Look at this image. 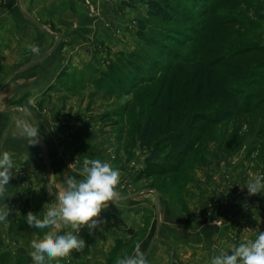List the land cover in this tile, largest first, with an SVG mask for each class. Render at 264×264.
Listing matches in <instances>:
<instances>
[{"label":"rangeland","instance_id":"374dc122","mask_svg":"<svg viewBox=\"0 0 264 264\" xmlns=\"http://www.w3.org/2000/svg\"><path fill=\"white\" fill-rule=\"evenodd\" d=\"M146 1L81 0L94 26L77 42L65 37L81 44L82 62L71 60L43 95L21 102L38 120H50L57 140L77 133L83 144L104 148L121 176L120 204L109 205L121 234L80 236L86 247L58 264H114L136 243L149 264H211L213 256L231 254V245L264 231V192L249 195L245 188L254 175H264V0H172L167 21L149 16ZM6 4L0 0V14ZM40 11L32 23L48 33L36 26L37 39L50 32L56 39L62 30L55 17ZM2 50L0 44V64ZM260 89L259 98L249 96ZM225 98L236 108L225 106ZM150 114L171 119L174 132L166 137L177 131L192 138L186 154L168 161L174 174L148 165L150 152L133 144L134 127ZM41 181L35 190L27 187L19 218L25 206L42 216L53 201ZM211 214L218 227L229 222V232L225 241L203 242L194 256L185 241L194 230L203 235ZM7 219L0 254L6 264H33L30 242L48 229L19 224L10 214Z\"/></svg>","mask_w":264,"mask_h":264},{"label":"crops","instance_id":"0c3cea01","mask_svg":"<svg viewBox=\"0 0 264 264\" xmlns=\"http://www.w3.org/2000/svg\"><path fill=\"white\" fill-rule=\"evenodd\" d=\"M5 1L7 4L1 8L4 13L0 14V44H3L0 64V153L9 151L15 166L12 169L13 177L9 181L5 197L0 198V209L7 210L9 208L13 212H9L11 219L15 221L19 219V212L23 208V194L26 193L27 187L35 190L42 186L41 179H44L48 195L52 200L59 186L63 184L65 176L79 178L77 171L84 158L109 161L108 152H105L104 148H101L100 151L95 149L92 144V146L83 144L84 142H80L81 138L77 133H75V137H64L57 140L50 120H38L32 107L29 104L21 103L24 99L33 100L35 97L43 95L65 65L71 66L69 63L71 60L73 65L82 62V58H80L82 52L79 49L81 44L66 38L68 34H71L74 40L75 38L80 40L85 29L94 26L92 20L87 19L84 15L81 0H27V3L26 0ZM11 3L16 4V7L15 5L13 7L16 8L13 13L7 12L11 9ZM98 3V6L103 8V4ZM105 6L110 12L113 9V5L108 3ZM41 9L42 13H47L44 15L45 17L47 16L49 19L55 17L57 28L62 30L61 33L55 32L56 39L54 40L51 36L52 32L48 36L37 39L36 26L42 31H45V27L32 22L38 14H41ZM10 21L13 22L12 27ZM10 29L13 30V33ZM77 40L75 41L77 42ZM28 45L35 46L37 51H30ZM63 48L68 50L69 54H66V50L61 52ZM57 52L59 53L57 54ZM21 122L39 128L38 144L29 145L28 139L20 135L18 124ZM111 205L112 207L116 206ZM112 207L102 211L100 219L104 223L94 229L91 234L87 228H83L78 235L90 236L93 239L94 236H100V234L112 236L121 234V230L114 226L115 223L110 220L111 215L115 213ZM125 209L130 210V206ZM211 217H213L212 214L205 223L203 235L196 236L194 230L191 232L194 238L185 241L186 244L193 247L194 256L201 255L200 251L199 253L197 251L198 248H202L200 245L203 242L211 243L217 242V240L220 242L221 239L223 241L226 239L229 231L225 233L226 226L224 224L228 225L229 222L224 220L223 226L218 227ZM173 223L175 221H172ZM2 227L3 224L0 222V241L4 239ZM156 236L158 239L159 233ZM223 251L229 252L228 249ZM21 252H18V255L21 256L23 254Z\"/></svg>","mask_w":264,"mask_h":264},{"label":"clouds","instance_id":"9594fccd","mask_svg":"<svg viewBox=\"0 0 264 264\" xmlns=\"http://www.w3.org/2000/svg\"><path fill=\"white\" fill-rule=\"evenodd\" d=\"M30 51L37 48L28 45ZM20 135L26 137L29 145L39 143V128L28 123L18 124ZM12 154L9 151L0 153V198L5 197L7 186L13 177L14 168ZM77 176H65L51 203L44 205L43 215L27 213L26 222L34 229H48L39 238L32 239L29 256L33 264H53L73 252H81L86 247L84 239L78 235L83 228L89 233L97 229L103 220V210L110 204L116 205L121 199L118 191L120 172L106 161L84 158L77 171ZM249 195L264 192V175H254L246 187ZM7 210L0 209V222L9 215ZM66 229H70L65 231ZM231 254L220 252L211 259V264H264V231L258 232L254 238L247 239L237 246H230ZM114 264H149L141 244L136 243L131 254L117 257Z\"/></svg>","mask_w":264,"mask_h":264},{"label":"trees","instance_id":"16d2710c","mask_svg":"<svg viewBox=\"0 0 264 264\" xmlns=\"http://www.w3.org/2000/svg\"><path fill=\"white\" fill-rule=\"evenodd\" d=\"M171 1L172 0H147L146 6L148 8V15L165 21L171 19V14L173 13V9L170 5ZM109 70H111V68H109ZM261 90L262 89L258 91L255 90L257 92L253 91L249 93V96L251 95L259 98L260 93H262ZM224 100L223 104L225 106L230 107V109L236 108V101H228L227 98ZM215 112L216 111L212 110V113ZM172 123L173 122L169 118L164 120L163 117H154L150 114L146 117L144 122L137 124L132 131V137L134 139L133 144H137L139 148L146 149L150 152L149 157L147 158L148 165L151 166L157 163L159 165L160 173L164 174H166V172L170 174L176 173L175 165L168 166V161L172 163L174 161V156H183V154H186L189 151L192 142V138L188 134L189 132L181 133L176 131L175 133H177L176 135L178 136L166 137V135L174 132V130L171 129ZM194 141L197 143L199 138ZM163 144H167L168 146L161 151L160 146ZM27 210L28 209L25 206L21 212L19 224L27 225V223H24L26 221L23 220V216L29 212V210ZM0 264H6L4 254H0Z\"/></svg>","mask_w":264,"mask_h":264}]
</instances>
